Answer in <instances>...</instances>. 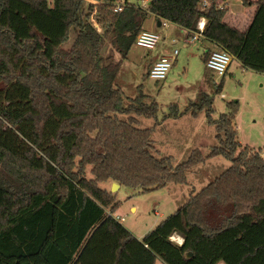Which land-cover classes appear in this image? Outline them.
<instances>
[{"label": "trees", "instance_id": "1", "mask_svg": "<svg viewBox=\"0 0 264 264\" xmlns=\"http://www.w3.org/2000/svg\"><path fill=\"white\" fill-rule=\"evenodd\" d=\"M96 1L0 0V264H264V158L242 149L238 101L214 122L211 153L194 150L174 168L155 155L153 129L139 127L158 104H146L140 90L126 106L116 85L151 15L190 33L206 19V39L264 74V0L253 3L244 32L224 22L228 9L217 0L209 8L204 0H151L122 12L117 0ZM212 103L198 95L186 111L207 105L211 117ZM179 111L172 105L165 118ZM217 156L230 168L143 240L111 216L120 202L100 184L144 192L185 185L192 167Z\"/></svg>", "mask_w": 264, "mask_h": 264}, {"label": "rangeland", "instance_id": "2", "mask_svg": "<svg viewBox=\"0 0 264 264\" xmlns=\"http://www.w3.org/2000/svg\"><path fill=\"white\" fill-rule=\"evenodd\" d=\"M87 1L94 5L99 3L96 0ZM117 1L146 9L151 0ZM206 1L211 5L210 0ZM217 1L216 4L219 6ZM49 3L52 6L53 0H49ZM222 8H226V5L223 4ZM95 15L96 11L92 21L98 24ZM145 27H148V21L143 29ZM174 28L175 26H171L166 31L170 33ZM156 30L162 38L157 49L146 50L134 45L128 58L123 61L116 79V85L125 93L126 106L130 104L129 98L133 100L140 95V90L147 96L146 104H158L155 118L138 117L140 128L153 129L151 139L155 155L158 158H169L174 168L187 162L194 150H200L204 156H208L218 145L216 137L218 133L214 122L219 120L221 115L229 112V103L238 101L239 110L235 126L242 149L248 146L252 152L259 153L264 158V74L245 69L239 61L233 60L227 74L218 77L206 67L202 41L191 44L188 42L189 37H184L185 35L182 34L183 36L180 37L170 35L167 39L172 52L179 51L178 59L168 78L159 82L152 80L149 78L148 70L157 61L150 69L145 63L152 56H158L166 34L162 27ZM191 35L189 33L190 37ZM119 59L120 56L116 54V60ZM198 95L212 98L211 117L208 116L207 105L197 111V114L186 111ZM172 105L179 107V116L165 118L171 113ZM121 117L127 119V116ZM230 166L231 162L226 158L213 157L205 163L195 165L187 172V184H168L164 188L147 192L125 186L112 190L113 184L117 183L111 181L99 186L116 194V201L120 202V207L114 216L124 218L121 222L123 226L139 240H143L163 220L187 203L193 194L199 193ZM91 170L92 167H88L89 179L94 178ZM132 208H136V212ZM110 212L108 210V213ZM178 236L174 234L171 239L179 245L181 239ZM157 264L164 263L158 260Z\"/></svg>", "mask_w": 264, "mask_h": 264}, {"label": "built area", "instance_id": "3", "mask_svg": "<svg viewBox=\"0 0 264 264\" xmlns=\"http://www.w3.org/2000/svg\"><path fill=\"white\" fill-rule=\"evenodd\" d=\"M151 2V1H150ZM218 3V1H217ZM219 8H222V4L219 2L218 3ZM126 4L120 3V2H115L114 3V11L115 12H122L123 9L125 8ZM149 6V3H148ZM204 8L209 7L208 2L204 0ZM148 8V7H147ZM146 8V9H147ZM204 18L200 20L197 26V31L193 33V36L188 38V42L191 44H194L199 38L204 37V31H205V26L206 24L204 23ZM169 22L168 21H163L162 25L164 27H168ZM94 26L97 28L98 31H102L101 27L94 22ZM161 42V36L150 30H143L139 33L137 36L135 46L139 48H143L146 50H154L158 46V44ZM179 51L175 50L169 55H166L162 57L160 60H158L149 70V78L155 81H163L166 80L175 64V62L178 59ZM234 60L233 56L228 53L224 49H219L216 51L211 52L209 57L206 60V67L215 73L218 77H224ZM111 215V214H109ZM113 216L117 221L123 222L124 218H119L114 215ZM184 240L182 239L179 245H182Z\"/></svg>", "mask_w": 264, "mask_h": 264}, {"label": "crops", "instance_id": "4", "mask_svg": "<svg viewBox=\"0 0 264 264\" xmlns=\"http://www.w3.org/2000/svg\"><path fill=\"white\" fill-rule=\"evenodd\" d=\"M244 1L245 0H220V3L222 5L225 4L226 8L228 9V13H227V15H226V17L224 19V22L226 24H228L229 26L238 29L241 32H244L249 27V25L253 21L254 15H255L256 10H257V6L253 4L257 0H248L249 1L248 5H244ZM147 21H148V27H145L144 30L154 31L156 33H157L156 28L158 29V28L162 27L166 31L171 26H173V27L175 26V28L170 33H168L166 31V34H165L164 39H163V43L161 44V47H160V52H158L159 53L158 56L157 57H153L152 56V58L145 63V66L149 67V69H150V67L156 61H158L162 57L172 53L170 43L167 40L170 35L174 36V37H180V36L185 35L184 37L188 38V37H190L189 36L190 32H188L186 29H184V28H182V27H180L178 25L172 24L170 22L168 24V27H164L161 22H160V25H159V21L153 15L149 16L146 19V21L143 24V26H146V22ZM204 23L205 24L207 23L206 19L204 20ZM191 34H192L191 36H193V33H191ZM161 40H162V38H161ZM200 41H202V44L204 45V50H205L204 51V61L206 63L205 58L206 57L208 58L209 55L211 54V52L216 51L218 49V47L213 42H211L208 39H206L205 37L199 38L195 43H199ZM135 47H137V46H135ZM234 60H236V59H234ZM120 188H121V186H120ZM133 209L136 212V208H132V210ZM178 237L181 240L183 239L180 236H178ZM220 264H224V263H220Z\"/></svg>", "mask_w": 264, "mask_h": 264}, {"label": "water", "instance_id": "5", "mask_svg": "<svg viewBox=\"0 0 264 264\" xmlns=\"http://www.w3.org/2000/svg\"><path fill=\"white\" fill-rule=\"evenodd\" d=\"M159 25H160V22H159ZM120 186L118 184H113V189L112 190H115L114 188H119ZM189 256H192V254H189Z\"/></svg>", "mask_w": 264, "mask_h": 264}, {"label": "bare ground", "instance_id": "6", "mask_svg": "<svg viewBox=\"0 0 264 264\" xmlns=\"http://www.w3.org/2000/svg\"><path fill=\"white\" fill-rule=\"evenodd\" d=\"M177 241V240H176Z\"/></svg>", "mask_w": 264, "mask_h": 264}]
</instances>
